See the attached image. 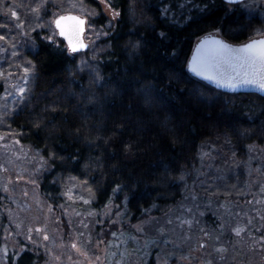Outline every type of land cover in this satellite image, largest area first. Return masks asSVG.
Returning <instances> with one entry per match:
<instances>
[{
	"label": "trees",
	"instance_id": "1",
	"mask_svg": "<svg viewBox=\"0 0 264 264\" xmlns=\"http://www.w3.org/2000/svg\"><path fill=\"white\" fill-rule=\"evenodd\" d=\"M107 1L118 15L100 50L85 51L95 68H80V53H71L60 37L45 38L42 30L34 36L36 49L28 51L36 65L34 85L10 122L20 140L45 158L42 192L58 204L60 181L77 177L94 193L92 208L114 200L137 222L182 201L206 146L219 166L209 175L224 177L209 180L205 189L244 199L248 146H264V96L216 89L192 76L187 65L196 40L217 28L232 42L263 35L264 11L248 12L243 4L249 0H196L207 8H186L190 18L174 23L161 8L180 0ZM86 2L99 9L93 24L106 26L111 19L99 0ZM206 222L217 225L210 214ZM2 247L0 232V253ZM35 258L29 250L13 252L9 264H34Z\"/></svg>",
	"mask_w": 264,
	"mask_h": 264
},
{
	"label": "rangeland",
	"instance_id": "2",
	"mask_svg": "<svg viewBox=\"0 0 264 264\" xmlns=\"http://www.w3.org/2000/svg\"><path fill=\"white\" fill-rule=\"evenodd\" d=\"M37 2L39 0H15L16 11L24 21L23 29L16 26L15 17L9 19L11 13H6L4 5H0V24H7L12 30L10 34L6 29L0 30V35H9L10 39L14 36L13 43L16 44L18 52L14 58L10 55V46L9 53L0 52V71L10 70L13 73V80H18L23 75V68L19 65L28 67L34 64V73L29 81L31 91L36 65L28 51L36 49L34 39L36 31L42 30L45 38L51 36L55 39L59 37L54 25L58 15L67 12L81 14L87 18L85 39L89 42L88 50L93 53L100 50L102 35L108 33L112 19L118 15L113 14L114 10L109 7L110 3L107 0H99L102 10L111 20L106 26L97 27L92 19L99 16V9L88 4L86 0H48L47 7L41 10L39 17L29 10ZM5 4L12 5L13 0H5ZM243 6L252 14L257 13L260 8L264 11V0H249ZM211 33L221 34V31ZM4 44L6 41L0 40V45ZM79 60L80 68L83 66L95 68L89 65L85 51L80 52ZM9 64L13 65L11 69L8 68ZM6 87L7 83L0 79V232L3 236L0 264H9L11 253L18 255L25 250L35 255L34 264H122V258L123 264H150L151 260L157 264L159 246L146 249L148 255L141 253L138 257L134 250L140 245L131 238L137 237L141 242L146 239L135 226L149 218H156L158 223L154 221L146 225V231L154 234L155 229L162 224L174 229L172 235L178 244H183L185 252L189 248H196L197 241L202 236L201 229L212 234L211 239L202 237L207 240V245L194 252L199 259L185 264H201L203 261H211V264H264V239H261L264 237V146L254 143L256 150H250L248 157L243 161L242 164L246 165L241 172L246 174L243 180L246 184L243 191L245 198L236 196L235 200L221 198L208 191L205 193V187L211 186L209 180L218 181L224 176L209 175L210 170L218 171L219 166L214 165L213 148L206 146L202 148L208 155H201L199 165L191 172V180L186 179V185L194 184L199 194L197 203L200 205L202 215L196 216L199 223L192 227V239L185 240L184 236L188 229L179 228L177 226L179 222L175 221L174 217L181 213L187 216L185 209L181 207L182 204L191 207V197L186 190L184 198L178 205L161 215L149 211L137 222L129 220L125 204L120 205L114 200L101 210L92 208L94 193L77 177L60 181L63 183V200L58 204L53 203L41 189L42 176L47 170L45 162L40 160V155L30 145L20 140L19 132L10 122L11 116L28 98L22 104L14 103V96H4ZM4 105L7 107H3ZM41 163H44L45 167L40 168ZM185 177H188V174ZM5 186L9 191H4ZM69 190L74 194L72 197L66 194ZM81 196L84 200L79 199ZM209 198L211 203L208 202ZM86 200H90L91 203H85ZM225 202L227 207H224ZM209 214L217 220L216 226L206 222V216ZM169 218L173 219L172 225L166 224ZM221 224H224L223 228L220 227ZM235 227H242L243 231L238 234L232 230ZM39 228L45 229L47 239ZM113 233L117 235L114 236ZM28 236H31V240L27 239ZM215 236H219L220 239L215 240ZM73 242L80 251L72 247ZM5 246L7 252L4 251ZM221 246L226 251L216 250ZM84 252L88 255L85 256ZM126 252L128 255H125ZM221 256L224 258L221 259ZM170 264H177V258L172 257Z\"/></svg>",
	"mask_w": 264,
	"mask_h": 264
},
{
	"label": "snow or ice",
	"instance_id": "3",
	"mask_svg": "<svg viewBox=\"0 0 264 264\" xmlns=\"http://www.w3.org/2000/svg\"><path fill=\"white\" fill-rule=\"evenodd\" d=\"M227 4L234 5L237 3V0H226ZM48 0H39L34 7H31L29 10L35 13L36 17H39L41 10L46 8ZM0 5H4V11L6 13H11V17L16 18V26L20 29L24 28V21L20 18V13L16 11L15 0H13L12 5L5 4V0H0ZM76 7V5H71ZM20 7H24L20 5ZM111 7V5H109ZM186 8H207V4L196 3V0H180L179 3L173 7L172 3L162 5L161 13L165 18L169 17L171 14L172 21L174 23H181L184 19L190 18L186 16ZM114 15L117 13L114 10ZM55 24L60 29L61 36H67L68 41L72 46V51H77L78 49L87 48L88 45L80 39V35L83 32L84 19L79 16L72 15H59L55 18ZM6 29L8 33H11V28L7 24H0V30ZM35 30V29H33ZM216 32H219L220 29H215ZM27 35V33H24ZM75 35L76 39H73ZM106 35V33H105ZM161 36H165L166 33L160 32ZM257 36H260V33L257 32ZM47 39L51 40L52 37L49 36ZM0 40L6 41V44L0 45V52L9 53V47H11L10 55L14 58L18 55L16 51V44L13 43L15 37L9 38V35H0ZM211 44V46H209ZM139 46V42L135 45ZM12 64L8 65V68L11 69ZM23 68V75L19 77L18 80H13V73L10 70L0 71V79H3L7 83V87L4 91V96H14V103H23V101L30 97L31 95V86L29 84L30 79H32V74L34 73V64H31L28 67H25L23 64L19 65ZM191 68L193 72H196L199 75L206 76L210 79H215L220 82L225 87H246V86H258L261 90H264V36H261L259 39H250L249 42L240 44L238 46L228 44L226 41L219 39L216 36H208L201 41L199 47L196 50V54L192 57ZM226 69V71H224ZM98 80H102L103 77L99 75V72L96 73ZM146 95H149V90H145ZM3 107H7L4 105ZM249 149L255 151L254 145H249ZM53 155H55L53 153ZM202 156H207L205 152H201ZM40 160L44 161L45 158L40 156ZM250 163V161H249ZM40 168L45 167L44 163L39 165ZM19 179V177H17ZM181 180L185 179L184 175L180 176ZM35 183V181H32ZM120 185L116 186V189H120ZM4 191L7 192L9 189L7 186L4 187ZM186 192L189 197H191V207L186 204H182L181 207L185 209L187 216L184 213H181L178 216H175V221H178V227L184 229L187 227L188 231L185 233L184 239L191 240V230L194 224H198L199 221L196 219L197 215H202L200 212V205L197 203L199 200V194L195 190L194 184L191 186L186 185ZM207 194V189H205ZM69 197H72L74 194L71 190L66 193ZM215 195V193H212ZM207 198V197H206ZM79 199L84 200V197L81 196ZM208 202L211 203L210 198ZM85 203H91L90 200H86ZM111 204V201L109 202ZM155 207V205H153ZM224 207H227V202H225ZM95 212V210H93ZM157 222L156 218H149L137 224L135 227L142 233L146 239L141 242L137 237H131L136 240L137 244L140 247L135 251V254L139 257L141 253L148 255L146 249L152 246H159L160 251L157 253V264H170L171 258H177V264H185V262L198 260L199 258L194 255L195 251H199L207 245V240L202 237L212 238V234L208 231L201 229L202 236L198 239L195 249L189 248L185 252L183 249V244H178L174 239L172 233L174 229H170L165 225H160L155 229V233H151L145 230L146 225H150L153 222ZM167 225L173 224V219L169 218L166 221ZM221 228L224 227V224L220 225ZM39 231L44 232V238L47 239V233L44 228H39ZM236 233H241L243 231L242 227H235L232 229ZM113 235H117L113 233ZM121 235H125L121 233ZM215 240H219V236L214 237ZM27 239L31 240V236H28ZM264 239V237H261ZM99 243V242H98ZM73 248H77L75 242L72 244ZM218 252H224L226 249L221 246L216 249ZM7 252V246L4 249ZM77 251H80L77 248ZM85 256L88 255L87 252L83 253ZM53 255H55L53 253ZM125 255H128L126 252ZM221 259L224 257L221 256ZM59 259V257H57ZM90 259V257H89ZM99 259V258H97ZM123 264V258H122ZM201 264H211V261H203Z\"/></svg>",
	"mask_w": 264,
	"mask_h": 264
},
{
	"label": "water",
	"instance_id": "4",
	"mask_svg": "<svg viewBox=\"0 0 264 264\" xmlns=\"http://www.w3.org/2000/svg\"><path fill=\"white\" fill-rule=\"evenodd\" d=\"M224 1L226 2V0H224ZM243 1H245V0H237V3H241ZM69 13H71L72 15H75V16H79L82 19H84L83 32L80 35V39H82L83 42L88 45V47L87 48H84V49H78L75 52L72 51V46H71V44L68 41V37L67 36H61L60 35V29L56 26L55 21H54L55 28L58 31L59 37L64 40V42L67 45L68 50L71 53L84 52V51H86L89 48V42L85 39V34H86V30H87V18L85 16H83L81 14H78V13H75V12H67V13H62L60 15H68ZM210 35L211 36H216L219 39H222V40L226 41L228 44L238 46L240 44L249 42L250 39H259V38H261V36H264V34L263 35H260V36H256V37L250 38V39H248V40H246L244 42H232V41L228 40L227 38H225L222 34H217V33H208V34H205V35L199 37L196 40V42H195V44L193 46L191 55H190L189 60H188V65H187L188 66V71H189V73L192 76H194V77H196V78L204 81L205 83H207L208 85H210V86H212V87H214L216 89H219L221 91L228 92V93H257V94H260V95H263L264 96V90H261L258 86H246V87H235V88H233V87H225V86H223L220 82H218L215 79H210V78H208L206 76L199 75L196 72H193L192 71V68H191V60H192V57L196 54V50L199 47L201 41L204 40L205 38H207ZM73 39L74 40L76 39L75 35H73ZM209 46H211V44ZM224 71H226V69H224Z\"/></svg>",
	"mask_w": 264,
	"mask_h": 264
}]
</instances>
